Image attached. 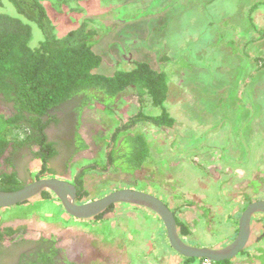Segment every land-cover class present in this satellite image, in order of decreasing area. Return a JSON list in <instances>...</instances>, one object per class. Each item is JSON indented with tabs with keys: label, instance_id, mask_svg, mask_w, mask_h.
<instances>
[{
	"label": "rangeland",
	"instance_id": "374dc122",
	"mask_svg": "<svg viewBox=\"0 0 264 264\" xmlns=\"http://www.w3.org/2000/svg\"><path fill=\"white\" fill-rule=\"evenodd\" d=\"M47 7L58 36L90 21L98 32L100 73L147 62L170 78L167 104L175 128L140 130L152 143L157 164L149 166L157 177H129L136 186L110 188L104 184L107 175L92 169L85 177L88 200L97 199L98 191L130 188L171 206L193 202L178 213L191 227L185 242L216 249L229 245L248 198L264 200V0H81L60 10ZM1 12L14 13L6 0L0 1ZM42 38L35 28L32 47ZM131 94H123L115 117L138 111ZM0 111L8 115L4 107ZM113 126V116L96 107L85 111L78 133L93 141ZM95 155V149L81 152L79 167L67 178L94 164ZM30 167L38 172L41 163L35 160ZM37 202L0 210V228L22 229L17 240H54L63 250L76 245L88 257L83 264H183L168 245L161 220L145 209L116 205L101 221H81L67 213L66 218L56 198ZM202 207L212 210L207 218ZM246 250L235 264H264L263 215L252 220Z\"/></svg>",
	"mask_w": 264,
	"mask_h": 264
},
{
	"label": "trees",
	"instance_id": "16d2710c",
	"mask_svg": "<svg viewBox=\"0 0 264 264\" xmlns=\"http://www.w3.org/2000/svg\"><path fill=\"white\" fill-rule=\"evenodd\" d=\"M79 1L6 0L14 13H0V107L8 112L6 115L0 111V191L13 192L23 188L27 185V176H34L33 181L46 178L45 174L50 178L65 177L70 169L79 167L80 161L77 160L81 152L92 153L94 149V164L79 169L71 176L70 182L77 187L78 203L86 199L91 201L88 200L91 192L85 177L92 169L107 175L104 184H109L110 188L116 185L121 188L136 186L128 180L129 177L138 179L142 175L143 180H149L158 175L149 166L152 162L157 164L153 160L152 143L147 134L140 130L144 127L167 132L175 128L176 121L167 104L170 78L166 72L155 70L147 62H135L130 69H117L110 75L100 73L103 58L95 50L98 32L92 29L90 21L58 36L47 7L50 3L60 10L61 6ZM259 4L254 8H258ZM35 28L43 38L36 47H32ZM126 92L132 93L131 96L137 100L138 111L134 114L129 112L125 119L121 115L115 117L118 103ZM96 107L112 115L115 126L108 131L100 130L93 141H87L78 133V129L85 111ZM66 121L70 124L68 133L64 134L69 136L68 140L60 135V127ZM62 152H65L66 158L61 160L59 167H54L52 161ZM35 160L40 161L41 169L33 174L30 166ZM105 193L98 191L97 199ZM55 198L45 191L38 197L37 205ZM259 199L248 198L246 207ZM165 204L173 212L182 238L190 236V225L181 221L178 213L194 203L177 206ZM114 207L96 220L101 221ZM200 210L203 218L212 212L204 207ZM62 213L68 218L63 210ZM71 218L69 216L68 219ZM18 233H22V229L0 228V241L4 235L13 241ZM9 245L13 247L7 256L11 260L14 250L32 245L28 252L24 250L17 260L12 261L16 264L85 262L68 255L70 250L61 249L54 240H19ZM248 254V250H245L239 256ZM236 259L211 264H235ZM204 262L207 261L183 260V264Z\"/></svg>",
	"mask_w": 264,
	"mask_h": 264
},
{
	"label": "water",
	"instance_id": "95a60500",
	"mask_svg": "<svg viewBox=\"0 0 264 264\" xmlns=\"http://www.w3.org/2000/svg\"><path fill=\"white\" fill-rule=\"evenodd\" d=\"M45 191L52 193L60 202L64 212L76 220H93L116 205L145 209L161 220L166 231L168 245L175 253L186 259H204L208 263L237 258L250 243L253 218L257 215L264 216V200L249 204L239 218L238 233L235 239L229 245L216 249L194 246L185 242L173 212L162 199L153 194L130 188L111 192L95 200L78 203L77 187L70 181L59 178H43L32 180L17 191H0V210L32 201Z\"/></svg>",
	"mask_w": 264,
	"mask_h": 264
},
{
	"label": "flooded vegetation",
	"instance_id": "af4514ba",
	"mask_svg": "<svg viewBox=\"0 0 264 264\" xmlns=\"http://www.w3.org/2000/svg\"><path fill=\"white\" fill-rule=\"evenodd\" d=\"M69 121H66V122H64L63 123V125L60 127V131H61V133H60V135H61V138L62 139H66V140H68L69 139V136H65L64 134L65 133H68V131H69ZM53 134V133H52ZM51 136V135H50ZM63 158H66V154H65V152H62V154H59L58 156H57V158L54 160V161H52V165L54 166V167H59L60 165H61V160L63 159ZM31 168V167H30ZM31 170V169H30ZM39 172V171H38ZM38 172H35V173H38ZM69 172H71V171H69ZM35 173H33V174H35ZM33 176V175H32ZM69 175L67 174V175H65V177H62V178H60L59 176H58V178L59 179H62V180H67V181H71V180H69L67 177H68ZM34 177V176H33ZM33 177H31V176H27V183H28V181H29V178H33ZM45 177L46 178H50V176H47V174H45ZM22 179H24V178H22ZM73 184V183H72ZM97 219V217L96 218H94L93 220H96ZM81 221H90V220H81ZM18 235V234H17ZM16 234L14 235V237L15 236H17ZM17 237H15V240H13L12 241V239L11 238H7L6 237V235H4V237H3V240H1L0 241V248H1V250H2V254H0V264H7L8 263V261L10 260L11 262H10V264H16V263H13L12 261H14V260H17L18 259V257H19V255L21 254V253H23L24 252V250L26 251V252H28L29 250H30V248L32 247V245H25L24 246V248L23 249H21V248H18V249H16V250H14V255H13V258H12V260L11 259H9L7 256L9 255V252L13 249V247L12 246H10L9 245V243L11 244H14V243H17V242H19V240H17L16 239ZM15 249V248H14ZM69 253H68V255H70L71 257H75V258H77L78 260H81V262L82 261H84V260H86L88 257H87V255L86 254H84L83 255V253H78L77 252V248H76V245L75 246H73V244L72 245H70V247H69ZM64 254V253H63ZM83 255V256H82Z\"/></svg>",
	"mask_w": 264,
	"mask_h": 264
},
{
	"label": "built area",
	"instance_id": "2783aa9c",
	"mask_svg": "<svg viewBox=\"0 0 264 264\" xmlns=\"http://www.w3.org/2000/svg\"><path fill=\"white\" fill-rule=\"evenodd\" d=\"M206 264H211V263L206 262Z\"/></svg>",
	"mask_w": 264,
	"mask_h": 264
}]
</instances>
